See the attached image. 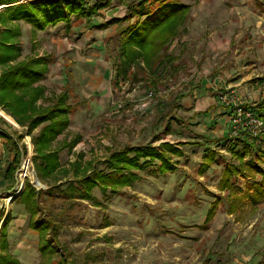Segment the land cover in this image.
I'll use <instances>...</instances> for the list:
<instances>
[{
  "label": "rangeland",
  "instance_id": "rangeland-1",
  "mask_svg": "<svg viewBox=\"0 0 264 264\" xmlns=\"http://www.w3.org/2000/svg\"><path fill=\"white\" fill-rule=\"evenodd\" d=\"M181 1L191 5L184 30L160 49L174 60L164 62L155 74L118 83L114 61L124 23L114 26L109 38L95 25L88 36L79 33L81 21L75 18L70 26L76 30L59 23L32 33L30 25L20 23L22 55L47 58L41 79L45 96L61 90L69 95V123L55 145L77 141L58 153L61 169H68L80 153L83 163L92 160L107 173L111 166L105 158L126 145L169 142L180 150L168 154L173 171L160 173V161L148 166L141 160L143 167L134 171L137 177L129 186L103 191L96 185L89 198L77 194L70 201L51 203L60 242L76 264H264V203L251 210L244 200L240 211L228 212V192L219 189L224 165L236 162L228 138L248 137L241 129L234 133L237 107L222 96L252 111L264 101V0ZM0 127L13 136L19 132L25 146L15 177H6L13 151L0 139V228L10 213L9 252L21 264H39L37 232L28 227L23 206L14 202L28 178L16 186L24 161L34 171L28 180L36 191L46 188L34 168L31 135L39 128L28 135L25 126L1 114ZM211 153L215 159L205 168V156ZM70 180L71 173L57 172L50 182L64 187ZM246 181L238 176L234 191L244 190ZM215 195L222 199L204 225ZM61 206L65 213L58 215Z\"/></svg>",
  "mask_w": 264,
  "mask_h": 264
},
{
  "label": "trees",
  "instance_id": "trees-1",
  "mask_svg": "<svg viewBox=\"0 0 264 264\" xmlns=\"http://www.w3.org/2000/svg\"><path fill=\"white\" fill-rule=\"evenodd\" d=\"M16 1L0 0V5L10 4L0 8V108L12 116L19 126H25L28 135L39 128L36 135H31L34 168L46 188L36 191V187L25 178L24 189L18 197H14V202L23 206L28 214V227L37 232L39 264H76L71 251L60 242V226L52 216L51 203L70 201L77 194L89 198L96 185L103 191L129 186L137 177L134 171L143 167L141 160L148 166L160 161V173L173 171L175 164L170 161L168 154H179L180 150L169 142H162L159 146L126 145L110 151L105 158V163L111 166L107 173L97 170L92 160L83 163L80 153L69 163L68 169H61L58 153L64 147L72 149L77 141L74 138L64 141L61 146L55 145L57 137L69 123V95L66 90H61L50 97L45 96L46 86L41 79L48 70L47 58L38 54L21 57L19 22L25 21L34 29L45 30L59 22L69 23L72 17L87 20L108 1L95 0L94 4H88L87 0H28L11 4ZM190 9L191 5L181 0H141L124 17L110 19V24L125 23L117 38L119 52L118 59L114 61L115 83L155 74L164 62H172L173 57L161 54L160 49L162 46L167 48L184 30ZM39 100L42 102L38 103ZM253 111L257 116L264 117V101L259 102ZM3 134L6 141L11 143L14 153L4 175L14 178L25 146L19 132L16 131L15 136L6 132ZM228 140L227 148L236 162L230 161L224 165L219 180V189L227 191V197L231 200L227 211H240L244 200L248 201L251 210H255L264 203V131L257 138L240 134ZM237 145H240L239 148ZM214 159L213 153L207 154L204 167ZM57 172L64 175L71 173L73 180L64 187L51 184L50 180ZM238 176L247 179L246 189L238 188L239 193L233 188ZM55 191H59L57 195ZM221 199V195H215L207 210L204 225H208ZM63 211L64 206H61L58 215H63ZM10 219L9 213L0 228V264H21L8 250L7 225Z\"/></svg>",
  "mask_w": 264,
  "mask_h": 264
},
{
  "label": "crops",
  "instance_id": "crops-1",
  "mask_svg": "<svg viewBox=\"0 0 264 264\" xmlns=\"http://www.w3.org/2000/svg\"><path fill=\"white\" fill-rule=\"evenodd\" d=\"M17 1L14 2V3H11V4L21 3V2H17ZM107 1H108L107 5H105L101 9H98V11L94 15H92L89 19H87V20L85 18L72 17V19L73 18L80 19V21H81L80 23H81L82 26L79 28V33H83L84 32V35L88 36L87 35L89 33L88 29L95 25L98 28V31H102L101 35H104L106 33V34H108V38H109L112 28L114 26H117L118 24L124 23V22H120V23H112V24H110V23H108L109 20L113 19V18H122V17H124L126 14H128L132 10H134V8L137 7L138 3L141 0H107ZM87 2H88V4H94L95 0H93V2H89V0H87ZM5 5H10V4H2V5H0V8L5 6ZM72 19H71V21H72ZM71 21L69 23H64V22H59V23H63L64 25H66V28L70 27V29H75L73 26H70ZM21 22H24V23L30 25L32 33L44 31V30L34 29V27L30 23H27L25 21H20L19 24ZM59 23H57V24H59ZM20 27H21V24H20ZM122 27H124V26L122 25ZM21 54H22V48H21ZM31 54L40 55L39 53H31ZM26 56H28V55H26ZM21 57H24V56L22 55ZM38 103H40V100L38 101ZM0 114L7 121L17 125L16 121L12 118V116L10 117L9 115L5 114L4 111L1 110V109H0ZM0 131H1L0 132V139H3L4 141H6V138L4 137L3 133H5V132L8 133V131H6V129H3L2 127H0ZM10 135H12V134H10ZM6 143H8V145H10V147H11V143L10 142L6 141ZM13 156H14V153H13ZM259 165H260V167H263L262 164H259ZM245 184H246V182H245ZM244 187L246 189V185Z\"/></svg>",
  "mask_w": 264,
  "mask_h": 264
},
{
  "label": "built area",
  "instance_id": "built-area-1",
  "mask_svg": "<svg viewBox=\"0 0 264 264\" xmlns=\"http://www.w3.org/2000/svg\"><path fill=\"white\" fill-rule=\"evenodd\" d=\"M28 0H19V2H25ZM222 101L233 103L236 106V114L232 122L234 124V133L238 129L246 132V135L251 138H257L264 131V117L257 116L250 108H241L239 104L241 102L234 101L233 97L223 95ZM242 120V121H241Z\"/></svg>",
  "mask_w": 264,
  "mask_h": 264
},
{
  "label": "bare ground",
  "instance_id": "bare-ground-1",
  "mask_svg": "<svg viewBox=\"0 0 264 264\" xmlns=\"http://www.w3.org/2000/svg\"><path fill=\"white\" fill-rule=\"evenodd\" d=\"M32 168L30 166L27 165V162L24 161L22 163V166L20 167V170L18 171V177L16 179V182L18 185L16 186H21L23 184V180L26 177H28L29 179H31L32 181V177H33V174H34V171L32 172Z\"/></svg>",
  "mask_w": 264,
  "mask_h": 264
},
{
  "label": "water",
  "instance_id": "water-1",
  "mask_svg": "<svg viewBox=\"0 0 264 264\" xmlns=\"http://www.w3.org/2000/svg\"><path fill=\"white\" fill-rule=\"evenodd\" d=\"M30 181V180H29Z\"/></svg>",
  "mask_w": 264,
  "mask_h": 264
}]
</instances>
